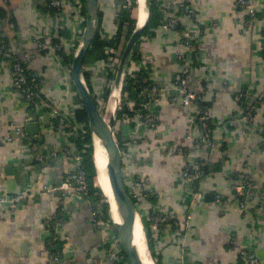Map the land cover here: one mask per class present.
Instances as JSON below:
<instances>
[{"label":"crops","instance_id":"obj_1","mask_svg":"<svg viewBox=\"0 0 264 264\" xmlns=\"http://www.w3.org/2000/svg\"><path fill=\"white\" fill-rule=\"evenodd\" d=\"M99 1L109 24L113 0ZM155 1L165 17L164 12L175 14L182 0ZM45 3L13 0L9 6H0L6 12V18L0 19V35L21 54H30L28 66L42 79L49 105L71 115L79 109L72 63L64 65L60 57L41 50L33 38L48 31L57 37L58 31L68 30L72 37L63 39V44L70 55L84 21L73 14L68 0H64L62 21L44 10ZM191 5L197 14L194 20L181 17L177 29H152L153 38L140 40L144 59L130 65L140 72L146 63L151 82L174 86L181 70L175 52L178 48L186 51L185 34L201 27L202 58L193 69L189 87L204 92L197 107L212 115L213 143L197 156L208 173L195 196L184 186L181 172L189 156L179 155L176 149L190 151L187 136H197L199 130L165 94L157 104L155 129H136L117 119L115 134L123 142L124 175L143 174L147 186L158 193L156 205L175 209L184 224V228L167 227L156 236L161 264H246L240 257L243 248L254 250L264 264V9L247 27V10L238 7L236 0H194ZM135 11L137 20L138 1ZM12 72L10 59L0 58V194L26 192L29 198L15 212L0 207V264H107L110 230L92 222L89 200L75 191L64 194L58 186L76 165L60 158L36 161L44 145L70 140L57 132L47 112H38L15 91ZM239 96L241 100L236 101ZM110 101L111 96L108 108ZM28 122L39 124L38 135H28ZM246 174L255 187L246 209H241L233 200L235 187ZM45 186L55 191L48 194ZM190 214L193 218L186 222ZM59 244L61 249L56 248Z\"/></svg>","mask_w":264,"mask_h":264},{"label":"built area","instance_id":"obj_2","mask_svg":"<svg viewBox=\"0 0 264 264\" xmlns=\"http://www.w3.org/2000/svg\"><path fill=\"white\" fill-rule=\"evenodd\" d=\"M13 0H0V6H7ZM72 4L73 14L79 17H83V9L85 2L83 0H68ZM194 0H182L177 3L175 14L165 13L164 20L160 25V29L163 31H169L177 29L180 25V18L196 17V10L191 5ZM238 7H243L247 10L248 19L245 24L250 27L256 20L259 11L264 9V2H257L255 0H236ZM51 8L55 10V19L62 21L65 18L66 10L64 0H52L49 4ZM83 24L85 18L83 17ZM197 25V24H196ZM83 30H81L82 32ZM60 33V31H58ZM83 33V32H82ZM60 35V34H59ZM55 36L51 31L38 38L35 36L33 39L41 48V50L48 51L56 57L59 49H64L63 37ZM264 37V36H263ZM145 37L141 39L144 40ZM58 39L60 44L54 43V40ZM80 42V38L77 39ZM79 45V43H78ZM77 43H72L71 54L74 56L75 51L78 47ZM183 45L186 51L176 50L175 55L180 65V74L172 87H166L162 84H156L150 81V69L146 63H144L140 69V73L147 76L144 82L150 81L149 85H141L137 90H134L132 94H123V86L126 77L135 78L138 72H135L129 66L124 69L121 77V99L119 109L122 110L124 107L131 112L130 116L124 119L128 124L133 125L136 129L153 130L157 126L158 122V103L161 96L168 95V100L171 104L180 105L185 111V114L193 124L198 126V135L194 136L190 133L187 138L192 144V149L187 151L183 147L176 149L177 153L182 156H189V160L184 166L181 172V178L184 186L191 191V194L198 192V185L207 175L206 167L197 159L200 157L207 147H210L213 143V132L211 128L212 115L208 110H200L197 107V101L203 96V93L193 92L190 87V81L193 77V69L201 60V27L195 29L191 33H186ZM65 51V49H64ZM263 53H264V38H263ZM9 58L12 64V78L13 87L17 93L20 94L21 98L25 102L35 108L38 112H47L49 119L55 124L57 132L64 134L70 142L59 144L53 143L52 145H44L36 155V161L42 162L46 158H60L68 161H72L76 167L75 171L67 175L64 181L60 185V190L66 194L71 191H75L82 195L84 198L89 200L92 209V222H94L100 229H109L110 235L107 242L105 261L107 264H125V258L122 254V245L119 237L113 231L112 217L110 220H106L102 213L100 206L93 200L92 196L89 195L88 181L86 171L83 167V156L79 149L76 148L73 139L76 138L80 133L84 132L86 125L78 124L75 122L74 114L67 115L61 113L59 109L51 107L45 97L43 96V81L39 75L31 74V69L28 66L30 60L29 53L21 54V50L17 46H12L9 41L0 40V58ZM264 57V54H263ZM22 59L27 63V66H23L17 59ZM133 61V60H131ZM113 62V61H111ZM120 63L118 64L119 68ZM118 71V69H117ZM115 85V84H114ZM241 97H236V101H240ZM262 101V97H259ZM264 105V102H262ZM251 113H249V118ZM89 128V126H88ZM191 130V128H190ZM264 132V129H263ZM118 142V141H117ZM119 143V142H118ZM264 150V141L262 143ZM122 152V151H121ZM123 155V153H122ZM196 155V157H194ZM124 171V170H123ZM254 183L249 175H243L240 183L235 187L236 196L234 202L241 207L246 209L247 202L253 197ZM130 195L134 201H136V209L138 215L142 221L146 218L150 222L149 232L145 230V237L152 238L155 242L156 236L163 234L167 227L174 226L176 228H184V224L179 222V216L175 209L163 210L159 205L150 203L149 199L158 197V193L150 189L147 186L145 176L140 173H135L129 178ZM55 191L51 186H45L44 192L52 194ZM29 198L28 193L21 192L17 195L7 196L6 194H0V207H8L10 211L15 212L16 208L25 203ZM264 219V211L262 212ZM193 216L187 215L186 222L192 220ZM143 225V223H142ZM144 227V226H143ZM145 229V228H144ZM156 243V242H155ZM240 257L246 264H261L258 255L254 250L249 248H243L240 251ZM156 262V260H154Z\"/></svg>","mask_w":264,"mask_h":264},{"label":"trees","instance_id":"obj_3","mask_svg":"<svg viewBox=\"0 0 264 264\" xmlns=\"http://www.w3.org/2000/svg\"><path fill=\"white\" fill-rule=\"evenodd\" d=\"M51 1L52 0H46V6L44 7V10L50 12V14L54 17L55 10L49 6ZM83 2H85V0H83ZM149 2L151 13L150 22L148 27L142 33L141 37L149 36L148 38L150 39L155 36V34L152 32V29H155L160 26L164 20V17L156 1L149 0ZM112 6L113 7L110 8V17H112V20L109 22V24L107 23L106 19L104 18V14L100 9L101 18L99 32L89 52L88 58L84 66L85 80L90 88L92 95L94 96L98 108L101 111L108 105L109 98L114 86L113 84H115L116 81L118 64L121 61V57L123 56L124 50L127 47V43H129L137 27V20L133 17V11H135L137 8V0H113ZM83 17L85 18L84 9ZM3 18H6V12L2 7H0V19ZM84 28L85 23L82 25V30H84ZM82 32L80 33V39L83 34ZM59 34V36L63 37L66 40L72 37V33L68 30H61ZM141 37L138 39L137 44L131 53L132 60H134L135 62H140L144 59V55L140 51ZM0 40L6 42L9 39L0 35ZM182 40H184V38ZM77 41L78 40H75L78 45L79 42ZM58 42L60 44V41L58 39L54 40L55 44H58ZM58 55L62 59L63 64L66 66L68 65L70 67L73 55L67 54L62 47L59 49ZM15 59L20 61L23 66H27V63L24 62L22 59ZM113 60L114 62H111ZM88 63H93V66H88ZM30 73L35 74L32 72ZM136 75L137 76L135 78H130L128 76L126 77L123 86V94H132L134 90H137L139 88V86L149 85L151 83L147 80L146 82H144V79H146L147 76L142 74V72H138ZM78 101L79 109H77V111L75 112V122L78 124H84L87 127L84 132L80 133L76 138L73 139V142L76 148L79 149L81 155L83 156V167L87 175L89 195L92 196L93 200L100 206L104 218L106 220H110L111 208L110 204L107 201L108 199L104 196L101 189L95 186L97 171L94 164L93 141L88 128V119L79 96ZM130 114L131 112H129L124 107L122 110L119 111L118 120H124L127 116H130ZM211 128L214 130L213 122L211 124ZM116 139L119 142L121 151L123 152V142L117 137ZM124 177L127 190L130 194L129 177L126 176V174L124 175ZM149 201L154 205L156 204L155 198H151L149 199ZM134 202L136 203V201ZM142 223L148 233L150 222L147 221L146 218H143ZM154 243L155 242L152 238H148V247L150 249L151 255L153 259L156 260V264H161L160 257L156 254ZM122 254L125 258V264H129L128 258L126 257V254L123 249Z\"/></svg>","mask_w":264,"mask_h":264},{"label":"water","instance_id":"obj_4","mask_svg":"<svg viewBox=\"0 0 264 264\" xmlns=\"http://www.w3.org/2000/svg\"><path fill=\"white\" fill-rule=\"evenodd\" d=\"M147 7L149 14L147 23L145 24L144 27L140 29L137 26L136 31L131 37L129 43L127 44V47L122 56V60L120 62V66L117 71L114 88L116 86L117 81L119 79L121 80L126 62L131 56L132 50L136 46L138 39L142 36V33L149 25L151 13H150V2L148 0H147ZM84 11H85V28L83 30V34L80 39L77 50L75 51L72 59L71 80L80 98L83 109L88 119L89 132L92 137L94 150H96L95 141L96 139H98L101 142V145L104 148L107 155V172L109 174L110 188L114 198V202L117 207V211L121 218L120 223L113 221L112 218L113 231L117 234V236L120 239L122 248L126 254V257L128 258L129 264H144L140 252L135 246V242L132 237V233L134 231V226L136 222V217L139 215L136 209V205L133 199L131 198V195L129 194L125 184V177L123 171V155L120 149V145L117 142L116 134H115V126L117 123L120 109L118 108L116 112H114V114L111 115L110 119L108 120L101 113V110L98 108L94 96L92 95L84 76L85 62L88 58L89 52L93 46L94 41L97 38V34L100 28L101 11L99 6V0H85ZM121 96L122 94H120V99ZM26 129L28 135L30 136H35L39 134V124L37 122H28V124L26 125ZM95 168L97 171L96 165ZM98 176L99 173L97 171L96 179H98ZM60 185L61 183L58 186ZM100 189L103 192L102 188ZM108 203L110 204V208L112 210L111 202L108 201ZM144 233H145V229H144ZM145 242L149 255L151 259L154 260L151 255L150 249L148 247V241L146 237H145ZM56 248L61 249V245L60 244L57 245ZM62 262L63 260L61 259V263Z\"/></svg>","mask_w":264,"mask_h":264},{"label":"bare ground","instance_id":"obj_5","mask_svg":"<svg viewBox=\"0 0 264 264\" xmlns=\"http://www.w3.org/2000/svg\"><path fill=\"white\" fill-rule=\"evenodd\" d=\"M137 1H138L137 26L140 29L144 27L145 24L147 23L149 14H148L147 0H137ZM120 94H121V80L119 79L110 95L111 101L108 108L109 119L111 115H113L114 112H116V110L119 108ZM95 149L96 150H94V162H95L94 164L97 166V171L99 173L98 179H96V184L98 185V187L102 188L105 196L108 197V201H110L112 204V210L110 211V214L113 218V221L120 223L121 218L117 211V207L114 202V198L110 188L109 174L107 172V155L104 148L101 145V142L98 139H96L95 141ZM132 237L134 239L135 246L140 252L144 264H154V262L150 258L146 246L144 228L139 216L136 217V222L134 226V231L132 233Z\"/></svg>","mask_w":264,"mask_h":264},{"label":"rangeland","instance_id":"obj_6","mask_svg":"<svg viewBox=\"0 0 264 264\" xmlns=\"http://www.w3.org/2000/svg\"><path fill=\"white\" fill-rule=\"evenodd\" d=\"M133 17L134 18H136V11H133ZM136 29H137V27H136ZM136 31V30H135ZM79 35V38H80V34H78ZM78 38V39H79ZM128 44V43H127ZM125 51V50H124ZM132 60V57L130 56L129 57V59L127 60V62H126V65H125V68L126 67H128L129 66V64H130V62H132L131 60ZM121 60H122V57H121ZM129 60H130V62H129ZM113 62H114V60H113ZM121 62V61H120ZM119 62V63H120ZM120 66V65H119ZM118 69V68H117ZM114 85V84H113ZM113 88H114V86H113ZM109 104V103H108ZM101 113L107 118V119H109L108 117H109V114H108V105L106 106V108H103V110L101 111ZM95 186H97L98 187V185L96 184V179H95ZM100 188V187H99ZM107 197V196H106ZM107 199H108V197H107ZM144 235H145V233H144ZM152 261H154V260H152Z\"/></svg>","mask_w":264,"mask_h":264}]
</instances>
